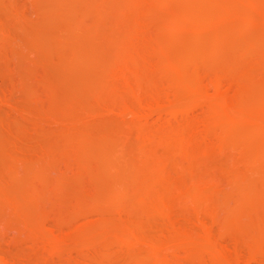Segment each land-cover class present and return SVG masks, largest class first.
<instances>
[{
  "label": "rangeland",
  "instance_id": "374dc122",
  "mask_svg": "<svg viewBox=\"0 0 264 264\" xmlns=\"http://www.w3.org/2000/svg\"><path fill=\"white\" fill-rule=\"evenodd\" d=\"M59 1L61 0H0V264H143L144 259L146 260L145 264H150L148 262L150 259L151 262L159 263L156 260L158 258L161 259L160 262L163 259L164 263L167 262L168 264H264V206H261L264 204V201L262 202L264 196L260 198L262 203L258 200V207L238 210L235 225L230 224L233 227L224 226L231 211L236 208L235 200L239 198L236 189L248 181L250 184L244 186L252 184L253 186L251 185L250 188L255 186V190L252 188L254 192L264 190V160H262L263 162H254L253 165L251 164L253 162L249 163L252 153L258 154L264 149V131H261L264 130V127L258 128V124L255 122H246L247 127L246 124L243 126L245 120L242 124L240 123L243 128L238 126L240 129H238V133L233 131L238 136L230 132L224 136L230 137L223 140L220 138L222 129H218L215 124L210 125V112L208 111H211L212 108L208 105L213 106L217 103V106L215 105L217 108L219 104L216 96L215 98L212 97L215 95V90L211 86H213L212 81L216 77L225 76V79L222 77L224 84L222 83L223 87L220 86V91L222 90L221 93L225 94L228 92L226 95L229 104H227L231 105L230 101L236 103V109L237 107L241 108L242 103L245 105L243 108L249 106L248 103L246 106L244 102H236L235 99L236 93H239V90L242 91V86L237 87L238 84H245L243 87L248 88L245 87L248 82L244 81V74L251 72V76L248 77L255 79V81L251 80L253 84L248 83L250 89L248 91L252 93L256 89L253 93L255 95L259 88L256 95H261L262 92L259 90H264L261 86L264 79L260 74L262 70L264 71L262 67L264 65V62L262 63L264 61V8L255 4L258 3L259 5L260 2L258 0L257 2L253 0H246L247 2L245 0H218L216 6L217 2L213 0L211 5L206 6L205 4V7H202L203 4L200 3L191 5L189 0H178L179 3L181 2L180 5L177 0H175L176 3L174 0H168L169 2H166L167 0H140L136 6H130L132 7L131 10L128 9L129 6L127 5L130 0H100L98 3V0H65L74 8L76 7L74 11L77 14L82 12V14L76 15V13H69L70 10L73 11V8L71 9L67 2L65 6V3L62 4ZM226 1L227 4L224 3ZM232 2H235L234 5L239 3V6L241 3L246 8V13H244L245 11L243 14L239 13L241 18L247 19L246 22L239 17V14L233 21L237 25V31L230 30L231 28L228 30L227 26L230 23L225 26L221 22L222 20H218L224 14L217 17L218 12H216L217 14L212 13L214 9L231 6L229 3ZM186 3L188 4L187 7L182 8L181 6H186ZM144 4L145 6H142ZM126 6H128L127 9ZM188 7L192 9V12L190 11L192 14L193 11L196 13L198 11L201 15L194 13L195 21L191 25L188 22L187 25L183 19L184 9ZM204 10L208 11V13L206 12L207 16ZM250 15H254V19L252 16V20L248 19ZM198 16L202 19L205 16L207 18L202 20ZM215 16L218 19L212 20V17ZM196 17L199 19L198 22ZM181 18L184 22L180 21ZM71 19H73L72 24L69 23L70 21H66ZM134 21L139 23L141 31L138 29L139 26L136 28L138 24L134 23L135 26H133ZM75 22L79 26L74 24ZM68 23L72 27L78 26H75L78 28L75 29L78 34L72 31L73 28L71 29ZM233 24L231 25L233 26ZM247 25L248 27H246ZM129 26L135 27V30L138 29L137 37L135 36V39L129 38L130 44L126 41L128 43L125 46L124 42L128 39ZM93 31L96 33L94 34ZM233 31L236 32L233 33ZM111 36H115L116 39L119 38V41L115 42V38ZM90 38L93 39L90 41ZM136 38L139 39V42ZM93 40L96 42L93 43ZM117 42L120 43L117 44ZM131 42L134 43L131 44ZM211 42L213 44L210 46ZM249 43L253 47H250ZM123 44L125 49L128 46L129 49L126 51L130 52L129 55L132 54L136 57L127 55L128 59L132 57L134 60L133 58H135V65L132 64V67L135 68L136 65L139 66L140 64L143 67L139 66V69L133 70H139L140 74L146 72V83L143 80L144 74L142 83L139 84L141 88L138 86L139 90L134 84L135 81L133 83V80H130L129 84L121 80L120 75L115 76V79L111 76L110 78V73L104 74V70H101V66L104 67L105 64H101L102 61L100 60L104 56L107 63H109L107 58H109L110 63L114 61L115 64L116 61L120 60L119 58L117 60V57L120 55ZM160 45L170 47H167L168 49L161 47L162 50L160 48L159 51H156L154 48L160 47ZM93 46L95 47L93 52L96 50L100 52H98L100 60L97 59V61L101 62H99L101 69L98 65L94 70L86 69L88 57L94 56ZM247 46L252 48V52L250 50V54L248 52L246 53L247 56L244 57L245 55H242L249 51V48L246 49ZM187 49L192 50L191 53H195L196 59L200 60L201 64L194 59L195 63L193 61V64L191 63L192 65L190 64L185 70L190 74L191 66L194 69L198 68L199 75L193 69L191 76L193 78L195 74L196 77L199 76L200 81L198 82L204 84L203 91L209 92L208 95L206 94L208 92H204L207 97L192 99L189 97L192 90L178 89L175 86L178 83L173 87L172 79L177 80L176 78L181 77L180 75L183 78L186 74L183 68H178V70L183 69L185 73L182 70L181 72L171 69V72L167 68L168 71L162 69L166 67L165 63L170 59L172 61V59L176 60L175 57H185L187 53L190 54L189 51H186ZM244 49L245 51L242 53L241 50ZM209 50H212L214 54L209 53ZM78 53L80 55L85 54L84 60L81 56V64L87 57L86 64L81 66L82 69L78 67L79 62V64L76 63L78 66H73L76 60L71 64V61H74L72 58H75ZM234 53L239 55H236L235 58L240 59V56L242 57L239 64H243V61L245 65L242 69L240 67L238 72L232 71L234 70L232 65L234 64L233 59H235L233 58ZM240 53L242 54L240 55ZM79 54L77 57H80ZM178 54L179 56H175ZM96 57L94 56L95 60ZM257 58L259 59L257 60ZM122 60L125 64L133 63L131 59L127 63V60ZM237 61L235 59V67H237ZM124 63L118 62V67L125 69ZM115 64V68L118 69L117 64ZM144 65H146L147 70ZM132 67L128 66L131 69ZM90 68L92 67L90 66ZM125 70L127 75L130 70ZM134 71L130 72L134 73ZM100 72H103L102 75ZM99 73L101 77L98 76ZM129 74L128 76H130ZM262 75H264L263 72ZM213 76L216 77L213 78ZM256 77L259 78V81H256ZM108 79L110 82L114 79L113 84L108 83ZM116 79L118 82H115ZM238 80L242 84L237 82ZM94 82L107 85L105 90L108 86H114L115 94L109 89H107L109 91L107 95L104 89H101L102 91L96 90L97 92L93 89L94 91L91 92ZM131 82L135 87L131 86ZM256 82L262 83L259 85ZM143 83L145 86H142ZM125 85L126 87H122L119 91L118 88ZM128 85L136 89L133 91H136L135 94L138 95V99L136 96L137 100L133 95L134 93L131 94L133 91ZM233 86L235 87L233 88ZM88 87L91 90L87 91ZM126 88L129 89L126 90ZM187 88L189 89V87ZM141 90L142 92H140ZM103 92L107 97L111 95V98L108 97L109 101L106 100ZM139 97L142 98V101ZM188 98L192 100L189 99V101ZM203 98L205 99L202 100ZM143 99H146L145 102ZM149 100L152 103H149ZM112 101L116 103L114 104ZM191 101H193L192 104ZM238 103L241 104L237 106ZM128 106L136 112H129L131 109H127ZM233 106L234 104L231 107L228 106L229 109H226V106L224 108L227 111L233 109L235 110L234 114L239 115L240 109L236 111ZM224 108L223 113H225ZM222 112L220 113L219 110L220 115ZM226 113L230 114L229 112ZM231 114L233 117L235 116L233 111ZM235 117L232 118L231 116L232 119ZM250 120L256 121V119L249 117ZM140 126L142 127L139 128ZM144 129L153 131L154 136L157 131L156 138L152 137L153 134L150 131L146 134ZM141 131L148 137H143L145 135ZM161 133L162 136H158ZM184 133L189 135V138L193 137L191 140L195 138L193 142L195 147L193 146L192 153L189 152L191 157L188 158V156V159L185 158L188 154V148L186 149L187 153L184 152L186 154L184 156L177 146L178 140L187 136ZM239 133L240 135L247 133V137L254 135L253 137L256 138L252 137L251 139L249 137L251 140L243 141L244 138L240 136L242 140ZM149 135L153 138V143ZM169 135L170 137H168ZM242 136L244 137V135ZM163 139L166 143L162 141ZM141 140L142 142H140ZM240 143L247 145L246 150ZM189 146L192 147L188 143L187 147ZM142 147L144 152L141 150ZM258 150L260 151L258 152ZM148 153L150 155L147 158L146 154ZM97 157L99 158L97 159ZM105 161L108 163L111 161L113 166L120 170V172L115 170L109 163L111 164L109 169L107 167L109 172L110 169L114 168L111 172L116 171L120 174L117 173L118 176H116V174L114 175L116 172H114L110 176H108L110 173L103 175L104 165H108V163L104 164ZM163 162L165 166L162 165ZM155 163L160 167L156 173L157 169L153 170L151 167L155 165L154 168H156ZM100 167L104 168L100 169ZM145 168L146 170H144ZM148 169L149 172H147ZM144 171L152 173L147 175ZM137 172L144 173L142 175H145V179L147 175V180L143 179L142 175L139 176L140 173L137 175ZM107 173L104 172V174ZM135 174L138 176L137 178ZM238 174L244 175V178L239 179L242 176L237 177ZM119 177L123 179L121 183ZM180 177L185 178L184 181L187 180L188 182L193 180L188 184H192L196 180L203 185L204 189H206L205 184H210V187L208 184L206 185L208 187L206 192L209 190L206 200L196 204L183 199L185 195L178 193L175 188L184 183L180 185L179 181L182 179ZM245 178L247 180H244ZM140 179L142 182L145 180L144 186H137L140 182L137 180ZM202 179L206 181L204 182ZM166 182L167 185L172 186L171 189L176 193H173L169 198H172V201L169 202L171 204L167 203L170 205L169 209L162 212L158 211V208L156 210L161 202L157 199V197L161 198L157 195V191L160 190L157 187L167 186ZM184 184L186 185V182ZM147 185L149 187L152 185V190H149L151 196L144 198L143 195L139 194L143 192L144 195H148L149 192H140L137 191V188L140 187L141 190L143 187L150 189ZM118 187L127 194L122 192L121 194L118 193L120 196H117ZM155 187L157 191H155ZM241 188L244 189L245 187L242 186ZM162 189L161 192H164ZM154 193H157L156 196ZM152 203L156 204V207L155 204L153 205L155 209L150 206ZM126 226L130 227L126 228ZM258 226L263 227V229ZM124 228L126 230L130 228L131 232H134L133 229L137 231L139 235L136 237L138 239L135 237L137 234L132 235V237L130 236L132 233H129V237L124 235L126 234ZM121 231L124 233L122 234ZM178 231L189 234L198 243L196 242L195 246L189 244L190 246L175 249L181 234L180 232L177 236L176 232ZM254 234L257 238L258 234L261 236L258 241L256 238L255 242L257 241V243L253 242ZM130 237L131 239H129ZM173 237L176 238V241H171V243L173 242L171 244L168 239L171 238L170 240H172ZM251 237L252 241L250 240ZM121 238L126 242L122 241ZM209 239H212L217 252L222 253L221 255H217L213 253L214 251L206 248L205 243ZM138 240L142 241L139 242ZM165 241L169 244L164 243ZM159 245H165V247H159ZM220 256L223 259L226 258V262L225 260L221 262L220 259L222 258H218ZM149 257H153V259H149ZM141 260L143 263L139 262Z\"/></svg>",
  "mask_w": 264,
  "mask_h": 264
},
{
  "label": "bare ground",
  "instance_id": "6f19581e",
  "mask_svg": "<svg viewBox=\"0 0 264 264\" xmlns=\"http://www.w3.org/2000/svg\"><path fill=\"white\" fill-rule=\"evenodd\" d=\"M99 1H100V0H98L97 3H98ZM114 1H115V0H114ZM117 1H118V0H117ZM124 1H125V0H124ZM128 1H129V0H128ZM141 1H142V0H141ZM145 1H146V0H145ZM151 1H152V0H151ZM151 1H150V2H151ZM153 1H155V0H153ZM177 1H178V0H177ZM181 1H182V0H181ZM189 1H190L191 5L194 4V3H195V5H198V4L200 3V4H203V5H201L202 7H205V6H204L205 4H206V6H207V5H208V6L211 5L213 0H189ZM189 1L187 2L188 4H189ZM215 1L217 2V4H216V6H217V5H218V0H215ZM215 1H214V2H215ZM229 1H231V0H229ZM253 1H256V2H257V0H253ZM59 2H61L62 4L65 3V4H64L65 6H66V2H67V4H68V1H65V0H61V1H59ZM110 2H112V1H110ZM131 2H132V3H131ZM138 2H140V0H130V1H129L130 5H129V3H127V5L129 6L128 9H131V10H132V7H130V6H133V5L136 6V5L138 4ZM166 2H169V1L167 0ZM171 2H172V1H171ZM214 2H213V3H214ZM216 2H215V3H216ZM245 2H247V1L245 0ZM258 2H260L259 5H258V3H255V4H257L258 7L260 6V7L264 8V0H258ZM61 3H60V4H61ZM78 3H79V2H78ZM107 3H109V2H107ZM123 3H124V2H123ZM141 3H142V2H141ZM143 3H144V1H143ZM143 3H142V4H143ZM174 3H176L175 0H174ZM178 3H179V1H178ZM180 3H181V2H180ZM180 3H179V5H180ZM182 3H183V2H182ZM187 3H186V6H181V7H182V8H183V7L186 8L187 5H188ZM196 3H197V4H196ZM207 3H208V4H207ZM215 3H214V4H215ZM224 3L227 4V1L224 2ZM234 3H235V2H234ZM234 3H233V2H232V3H229L231 6H227V7L223 8V9H219V8H218V9H214L213 12H212V10H210L212 13L215 12V14H217L216 12H218L220 15L217 14V17H221L222 14H224V15H223L221 18H219V19H218L216 16H215V17H212V18H213L212 20H214V19H215V20L218 19L219 21L222 20L221 22H223V24H224L225 26L228 25V24L230 23L229 26H227L228 30H229L230 28H231L230 30H236V26H237V25H236V23L233 22V21L237 18V15H238L239 13H240V14H241V13L243 14V12L245 11L246 8L243 7L244 5H243V4L241 5V3H240V6L238 5L239 3H238V4H235V5H234ZM131 4H132V5H131ZM146 4H147V3H146ZM148 4H149V3H148ZM153 4H155V2H153ZM184 4H185V3H184ZM249 4H250V3H249ZM249 4H247V5H249ZM68 5H70V8H71V9L73 8V11L75 10L76 7L74 8V6H72V4H68ZM68 5H67V7L69 8ZM111 5H112V4H111ZM222 5H223V4H222ZM61 6H62V5H61ZM109 6H110V5H109ZM109 6H108V7H109ZM128 6H126V9H127ZM142 6H145V4L142 5ZM216 6H215V7H216ZM224 6H225V5H224ZM250 6H251V5H250ZM115 7H116V6H115ZM152 7H153V6H152ZM70 8H69V9H70ZM144 8H146V7H144ZM144 8H142V9L144 10ZM147 8H148V7H147ZM192 8H193V7H192ZM206 8H207V7H206ZM206 8H204V9L206 10ZM248 8H249V7H248ZM82 9H83V8H82ZM108 9H109V8H108ZM133 9H134V11H135V8H133ZM151 9H152V8H151ZM251 9H252V8H251ZM77 10H78V9H77ZM136 10L138 11V9H136ZM191 10H192V9H189V7H188L187 9H184V12L182 11V12L184 13V14H183V15H184V18H183V19L185 20V23L187 24V22H188V24H190V25L193 24V22L195 21V16H193V14L196 13V12L193 11V14H192V13H191V12H192ZM196 10H197V9H196ZM205 10H204V11H205ZM207 10H208V8H207ZM215 10H216V11H215ZM73 11L70 10L69 13H70V12H71V14H72V13H76L75 11H74V12H73ZM134 11H133V12H134ZM144 11H145V10H144ZM190 11H191V12H190ZM119 12H120V11H119ZM138 12H140V11H138ZM138 12H137V13H138ZM206 12L208 13V11H205V13H206ZM80 13L82 14V12H79L78 14L76 13V15H79ZM198 13H199V15H200V12H198V11H197V13H196L195 15H198ZM207 13H206V16H207ZM244 13H246V11H245ZM85 14H86V13H85ZM140 14H141V13H140ZM144 14H146V13H144ZM210 14H211V13H210ZM215 14H214V15H215ZM225 14H226V15H225ZM228 14H229V16H228ZM230 14H231V16H230ZM240 14H239V17H240ZM118 15H119V14H118ZM128 15L130 16V14H128ZM183 15H182V16H183ZM218 15H219V16H218ZM200 16H201V15H200ZM200 16H198V17H199L200 19H202V17H200ZM206 16H205V17H206ZM226 16H227V18H226ZM251 16H252V18L254 19V15H250V18H248V19H251V20H252ZM58 17H59V16H58ZM73 17H74V14H73ZM75 17H77V16H75ZM120 17H121V14H120ZM120 17H119V18H120ZM198 17H196V21L199 20ZM205 17H203V19H204ZM229 17H230L231 19H230ZM206 18H207V17H206ZM223 18H224V19H223ZM240 18H241V17H240ZM120 19H121V18H120ZM203 19H202V20H203ZM229 19H230V20H229ZM241 19H243V18H241ZM76 20H77V19H76ZM121 20H122V19H121ZM186 20H187V21H186ZM207 20H208V19H207ZM226 20H228V21H226ZM243 20H244V19H243ZM243 20H242V21H243ZM245 20H247V19L245 18ZM245 20H244V21H245ZM251 20H248V21H251ZM66 21H67V22L70 21L69 23L72 24L71 21H73V19H71V20H66ZM118 21L120 22V20H118ZM139 21H140V20H139ZM139 21H138V22H139ZM180 21H182V18H181ZM190 21H191V22H190ZM204 21H205V20H204ZM244 21H243V23L245 24L246 21H245V22H244ZM253 21H254V20H253ZM182 22H184V21H182ZM197 22H198V21H197ZM210 22H211V21H210ZM69 23H68V26L71 27V29L73 28L72 31L75 32V29H78V28H75V26H77V25L79 26V24H77V23L75 22L74 24H77V25H74V27H72V26H70ZM134 23L138 24V25L136 26V28H137V27L139 26V23H137V22L134 21V22H133V26H135ZM140 23H141V22H140ZM185 23H184V25H185ZM217 23H218V22H217ZM233 23H234V24H233ZM247 23L250 24L251 22H247ZM120 24H121V23H120ZM178 24H179V23H178ZM188 24H187V25H188ZM231 24H233V26H232ZM131 25H132V24H131ZM181 25H182V24H181ZM234 25H235V26H234ZM238 25H239V24H238ZM78 26H77V27H78ZM133 26H129V27H130V28H129L130 30H132V29H134V30H132L131 33H129V32H130V30H129V32H128V34H129V35H128V39L125 40V42L123 41V42L125 43V46L127 45L128 42H129V44H130V41H128L129 38L133 39V38L136 36V34H137V33H136L137 30L140 29V26H139L138 29L135 30L136 28L133 27ZM143 26H144V25H143ZM95 27H96V25H95ZM127 27H128V26H127ZM132 27H133V28H132ZM246 27H248V25H247ZM227 28H226V29H227ZM233 28H235V29H233ZM71 29H70V30H71ZM79 29H80V27H79ZM142 29H144V28H142ZM222 29H223V28H222ZM95 30H96V29H95ZM219 30H221V29H219ZM78 31H79V30H78ZM113 31H114V30H113ZM127 31H128V30L126 29V32H127ZM140 31H141V29H140ZM236 31H237V30H236ZM236 31H233V33L236 32ZM93 32H94V31H93ZM134 32H135V34H134ZM225 32H226V31H225ZM231 32H232V31H231ZM75 33L78 34V32H75ZM95 33H96V32H94V34H95ZM118 33H119V32H118ZM220 33H221V32H220ZM220 33H219V34H220ZM229 33H230V32H229ZM90 34H91V31H90ZM94 34H93V35H94ZM97 34H98V33H97ZM107 34H108V33H107ZM116 34H117V33H116ZM125 34H127V33H125ZM130 34H131V35H130ZM219 34H217V35H219ZM93 35H92V36H93ZM108 35H109V34H108ZM114 35H115V34H114ZM197 35H199V34H197ZM78 36H79V35H78ZM98 36H99V35H98ZM104 36H106V35H104ZM123 36H124V35H123ZM129 36H130V37H129ZM219 36H220V35H219ZM89 37H90V36H89ZM89 37H88V38H89ZM107 37H108V36H107ZM111 37H112V38H115V36H114V37L111 36ZM136 37H137V36H136ZM139 37H141V36H139ZM142 37H143V35H142ZM222 37H223V36H222ZM222 37H220V38H222ZM79 38H80V37H79ZM120 38H122V37H120ZM144 38H145V37H144ZM200 38H201V37H200ZM220 38H219V40H221ZM68 39H69V38H68ZM92 39H93V38H90L89 40L91 41ZM118 39H119V38H117V39L115 38L114 41L116 42ZM125 39H126V36H125ZM134 39H135V38H134ZM136 39H138V38H136ZM145 39H146V38H145ZM147 39H148V38H147ZM223 39H224V38H223ZM226 39H227V38H226ZM81 40H82V39H81ZM96 40H97V39H96ZM109 40H110V39H109ZM120 40H121V39H120ZM141 40H143V39H141ZM141 40H140V42H142ZM94 41H95V40H93V43L96 42V41H95V42H94ZM118 41H119V40H118ZM121 41H122V40H121ZM126 41H128V42H126ZM79 42H80V41H79ZM136 42H137V40H136ZM138 42H139V39H138ZM149 42H150V41H149ZM113 43H114V42H113ZM119 43H120V42H119ZM119 43L117 42V44H119ZM133 43H134V42H133ZM133 43L131 42V44H133ZM114 44L116 45V43H114ZM137 44H138V43H137ZM172 44H173V43H172ZM212 44H213V43L211 42L210 46H211ZM92 45H93V44H92ZM121 45H122V44H121ZM134 45L136 46V44H134ZM134 45H133V46H134ZM158 45H159V44H158ZM208 45H209V44H208ZM249 45H250V47H253V46H251L250 43H249ZM130 46H131V45H129V47H130ZM171 46H172V45H171ZM214 46H215V42H214L213 47H214ZM90 47H92V46H90ZM131 47H132V46H131ZM161 47H162V48H165V49H168L167 47H170V46L164 45V47H163V46L160 45V47L156 46L154 49L157 51V50L160 49ZM208 47H209V46H208ZM213 47H212V48H213ZM250 47L247 46L246 49L249 48V49H248L249 51L245 52V54H243L242 56L245 55L244 57H246V56H247L246 53H248V52H249V54H250V50L252 49V48L250 49ZM132 48H133V47H132ZM156 48H157V49H156ZM162 48H161L160 50H162ZM193 48H194V46H193ZM215 48H216V47H214V50H215ZM113 49H114V48H113ZM121 49H123L124 51L121 50ZM121 49H120V53H119L120 55H118V53H117V55L119 56V57H117V60H119V59H120V60H119V61H116V60H115V61H116L117 63L119 62L120 64H122V63H124V61H123L122 59H124L125 61L127 60L126 63H127L130 59L132 60V57H133L134 55H133V56H132V54L129 55L130 52L126 51V50L129 49L128 46H127V49H125L124 44H123V48H121ZM165 49H164V50H165ZM94 50H95V47L93 46L92 52H93ZM195 50H196V49H195ZM195 50H194V52H195ZM253 50H254V49H253ZM255 50H256V49H255ZM122 51H123V52H122ZM125 51H126L128 54H127ZM158 51H159V50H158ZM186 51H189L190 54H188V53L186 52L187 54H186L185 57H179V58L175 57L176 60H175V59H172V61H171V59H170V60L168 61L169 63H168V62L165 63V64H166V67L163 66L164 68H162V69H166V68H167L169 71H171V69H172V71H175V69H176L177 71H181V70L183 71V69H184V71H186L185 68H187V67H188V66L194 61V59H196V57H195V53H191L192 50L190 51V49H189V50L187 49ZM209 51H210V50H209ZM244 51H245V49H244L243 51L241 50L242 53H243ZM263 51H264V50H263ZM95 52H96L98 55H97V54L95 55ZM95 52H93L94 54H93V53H92V54H93L95 57L97 56V57H96V60H95L94 56L91 55V57H88V58H89V59H88V64H86V62H87V61H86V60H87V57H86V59H85L86 62H85V61H84L85 63L82 62V64H84V65L86 64V65H87L86 69L89 68L90 70H94V68H95V69L97 68V65H98V67H99V65H101V64L104 65V64H105L104 67L101 66L102 69L99 67L101 70H104V74L110 73V75L108 74L109 77H110V76H111V77H114V79L117 77V75H120V76H121L120 79H121V80H124L125 82H128L129 84H130V80H131V81L133 80V83H134V81H135L134 84H135V86L137 85V89H138L139 84L142 83V76H143L146 72L142 70V71L145 72V73L142 74V72H141V74H140V73H139V72H140L139 70H138V71L135 70V71H137V72H135V71L133 70V69H136V68L139 69V66H141V64H140V65L138 64L139 66L136 65L135 68L132 67V64L135 63V62H134V60H135V58H136L135 56H134L135 58H133L134 60H132L133 63H130L131 61L129 62L130 65H129L128 63H127V64L124 63V65H125V69H127V71H129V70H130V71H134V73L129 71V73H133V74H134V77H132L133 74L130 75V74L128 73V74L132 77V78H131L130 76H128V74L126 75L127 72H126V70H125L124 68L121 67V69H122V70H121V69L118 67V64L116 63V64H117V67H118V69H119V70H118V69L115 68V66H114V64H115L114 61H113L114 63H113V62L110 63V61L108 60L109 58H107V61L110 63V65H109V63L105 62V60H106V59H104L105 56L103 57L104 61H103V59L100 60V58H99V57H100V56H99V53H100L99 50H98V51L96 50ZM98 52H99V53H98ZM121 52H122V53H121ZM131 52H132V50H131ZM137 52H138V51H137ZM183 52H184V51H183ZM192 52H193V51H192ZM251 52H252V50H251ZM79 53H80V52H79ZM79 53H78V54H79ZM81 53H82V52H81ZM106 53H107V52H106ZM114 53H115V51H114ZM114 53H113V54H114ZM132 53H133V52H132ZM196 53H197V52H196ZM209 53H212V50H211ZM242 53H240V55H241ZM78 54H77V55H78ZM181 54H183V53H181ZM184 54H185V53H184ZM212 54H214V53H212ZM249 54H248V55H249ZM257 54H258V53H257ZM77 55H76L75 58H72V59H74V61H71V64H73L72 62H75V60H76V62L73 64V66H74V65H77L76 63H78V62L80 63V62L82 61V60H80V59H81V56H82L83 60H84V58H85V57H84L85 54H84V55H83V54H81V55L79 54L80 57H77ZM88 55H90V54H88ZM88 55H87V56H88ZM107 55H108V54H107ZM107 55H106V57H107ZM127 55L132 56V57H131L130 59H128L129 57H128ZM198 55H199V54H198ZM236 55H238V54H235V53H234L233 58L237 57ZM102 56H103V55H102ZM108 56H109V55H108ZM175 56H179V54H178V55H175ZM238 56H239V55H238ZM259 56H260V55H259ZM73 57H74V56H73ZM112 57H115V56H112ZM112 57H110L111 60H112ZM198 57H199V56H198ZM76 58H77V59H76ZM92 58H94V59L92 60ZM101 58H102V57H101ZM118 58H119V59H118ZM200 58H201V57H200ZM78 59H79L80 61H79ZM90 59H91V60H90ZM97 59H99L100 61H102V63H101L99 60L97 61ZM235 59H236V61L238 60V61H237V67H235V66H236ZM235 59H233L235 65L232 64V65L234 66V68H233L234 70H232L231 68H230V69H231L232 71H234V72H235V71L238 72V71H240V67H241V69H242V67H244L245 65H244V62H243V61H242L243 64H241V63H240L241 65L239 64V62H240L239 60L242 59L241 56H240V59H239V58H238V59L235 58ZM258 59H259V58H257V60H258ZM136 60H137V59H136ZM95 61H96V62H95ZM120 61H121V62H120ZM122 61H123V62H122ZM196 61H198V63L201 64L200 60H197V59H196ZM97 62H98V64H97ZM99 62H100L101 64H99ZM255 62L257 63V61H255ZM263 62H264V61H262V63H263ZM79 63H78V64H79ZM137 63H139V62L137 61ZM194 63H195V61H194ZM260 63H261V62H260ZM80 64H81V63H80ZM80 64H79V66L77 65L79 68L82 66V64H81V65H80ZM116 64H115V65H116ZM192 64H193V63H192ZM192 64H191V65H192ZM200 64H199V65H200ZM95 65H96V66H95ZM126 65L132 67V69H131V68H128V66H126ZM134 65H135V64H134ZM142 65H143V64H142ZM163 65H164V64H163ZM242 65H243V66H242ZM77 66H76V68H77ZM90 66H91L93 69L90 68ZM94 66H95V67H94ZM105 66H106V67H105ZM122 66H123V65H122ZM144 66H145V68H146V70H147L146 65H144ZM261 66H262V65H261ZM83 67H84V66H83ZM107 67H108V68H107ZM141 67H142V66H141ZM196 67H197V63H196ZM231 67H232V66H231ZM255 67H256V66H255ZM257 67H259V66H257ZM262 67H263V69H264V65H263ZM103 68H104V69H103ZM106 68H107V70H106ZM142 68H143V67H142ZM142 68H141V69H142ZM178 68H183V69H179V70H178ZM191 68H192L191 70L189 69V70H190V74H188V73H187L188 71H186V74H187V75L185 74L186 76L184 75L183 78H182V75H180L181 77L176 78L178 81L175 80V79H174V80L172 79V81L174 82V84H172L173 87L177 86L176 88H178V89L181 88V90H182L183 88H184V89H187V90H192L191 92L188 91V92L191 93V94L189 93V95H190L189 97H192V99H194V98L196 99V98H198V97L206 96L205 93L208 92V91H203V88H202V87H203L204 84H202V82H201V83L198 82V81H200V79L198 78L199 76L196 77V74H195V73H198V71H197L198 68H197V69H194L193 66H191ZM81 69H82V67H81ZM83 69H84V68H83ZM167 69H166L165 71H168ZM193 69L196 71V72L194 71V72H195V73H194L195 75H193V76H195L194 78L191 76L192 73H193V72H192ZM235 69H236V70H235ZM256 69H257V68H256ZM256 69H255V70H256ZM260 69H261V68H260ZM243 70H244V69H243ZM172 71H171V72H172ZM182 71H181V72H182ZM184 71H183V72H184ZM241 71H242V70H241ZM246 71H247V70H246ZM147 72H148V71H147ZM191 72H192V73H191ZM244 72H245V70H244ZM247 72H248V71H247ZM262 72L264 73V71L262 70L260 74H261V76H263V79H264V75H262ZM100 73H101V72H100ZM100 73H99V75H98V74H97V75L100 76ZM102 73H103V72H102ZM102 73H101V75H102ZM135 73H136V74H135ZM184 73H185V72H184ZM184 73H183V74H184ZM222 73H223V72H222ZM250 74H251V72H250ZM250 74H249V72H248V74H247V73L244 74L245 77L243 76V78L245 79L244 81H247L248 83L253 84V82L251 83V80H252V81H253V80L255 81V79H254V78L251 79V77H248ZM253 74H254V73H253ZM97 75H96V76H97ZM147 75H148V74H147ZM197 75H199V73H198ZM219 75H220V73H219ZM222 75H223V74H222ZM241 75H242V74H241ZM246 75H247V77H246ZM254 75H255V74H254ZM104 76H105V75H104ZM115 76H116V77H115ZM120 76H119V77H120ZM144 76H145V77H144ZM144 76H143V77H144L143 80H144V82H145L146 74H145ZM250 76H251V75H250ZM259 76H260V75H259ZM261 76H260V77H261ZM100 77H101V76H100ZM106 77H107V75H106ZM111 77H110V78H111ZM129 77H130V78H129ZM200 77H201V76H200ZM202 77H203V76H202ZM208 77H209V76H208ZM211 77H212V76H211ZM214 77H216V76H213V78H214ZM222 77H223V76H221V77L219 76V77L214 78L213 81L211 80V81H212V85H213V86H211V87H213V89L215 90V95H212V97L214 96V98H215V96H216L217 100L219 101L218 107H217V108L215 107V105L217 106V103H216L215 105L213 104V106H210L211 104L208 105L210 108L212 107V108H211V111L208 110V111L210 112V114H209V119H210V122H211L210 125H211V124H215V125H217V128H218V129H222V131H221V135H222L223 137L221 136L220 138H223V140L227 139V138L230 137V136H228V137H224L225 135H227V134L230 133V132L232 133L234 130H235V131H234L235 133H238L239 130H240L239 127H240V128H243V126H245V124H246V127H247V125H248L247 123H250V122H252V123L255 122L256 124H258V128H259V127H260V128L264 127V90H263V91H260V90H261V89H260L259 92H262V94L260 93L261 95H256V94H257V91H258L259 88H258L257 86H255V87H257L258 89H257V91H256V94L254 95V94H253V93H254V90H256V89H254L255 87L253 88L254 90H253L252 93H251L250 91H248V90H250V89H249V86H248V83H247L246 86H245V87H248V88H244V87H243L245 84H243V85L238 84L239 86H237V87L242 86V91L239 90L240 92H239V93H236V94H237V95H235V96H236V97H235L236 102L239 101V102H241V103L244 102L245 104L248 103L249 106H248V104H246V106H248L249 108H248V107H247V108H243V107H245V105H244L243 103H242L243 105H242L241 103H238L237 106H239L240 104H241V106H242L241 108H240V107L238 108V107L236 106L237 109H240V110H239L240 112H239V111L235 108V104H236V103H231V101H230V104H231V105L234 104L233 107L236 109V111H238L239 115H244V116H242V117H241V116L239 117L238 114H236V115L234 114V111H235V110L232 109L233 114L236 116V117L234 116L235 119H232V118H234L233 115L231 114L232 111L230 110V111H231V112H230V111H227V110H226V109L228 108V106L231 107V105H228V104H229V103H228L229 101H227V100H228V98H227L228 96H227L226 94H227L228 92L225 94V93H223V92L221 93L222 90L220 91V86L223 87L222 83L224 82V79H225V78H224L225 76L223 77L224 79H223ZM252 77H254V76L252 75ZM96 78H97V77H96ZM104 78H105V77H104ZM173 78H174V77H173ZM179 78H180V79H179ZM246 78H247V79H246ZM248 78H249V79H248ZM94 79H95V78H94ZM100 79H101V78H100ZM106 79H107V78H106ZM114 79H113V81H114ZM207 79H209V78H207ZM236 79H237V78H236ZM238 79H239V78H238ZM256 79H257L256 81H259V78L256 77ZM260 79H261V78H260ZM98 80H99V79H98ZM111 80H112V79H111ZM116 80H117V79H116ZM202 80H204V79H202ZM249 80H250V81H249ZM261 80H262V79H261ZM92 81H93V80H92ZM96 81H97V80H96ZM108 81H109L108 83H112V82H113V81L110 82V79H108ZM124 81H123V83H125ZM146 81H147V79H146ZM175 81H176V82H175ZM179 81H180V83H179ZM102 82H103V81H102ZM106 82H107V81H106ZM115 82H118V80L115 81ZM152 82H153V81H152ZM204 82H205V81H204ZM204 82H203V83H204ZM232 82H234V81H232ZM237 82H239V83L242 84V82H241L240 80H238ZM121 83H122V82H121ZM136 83H137V84H136ZM145 83H146V82H145ZM176 83H178V84L175 85ZM230 83H231V82H230ZM230 83H227V84L229 85ZM256 83H258L259 85H261L262 82H256ZM112 84H113V83H112ZM118 84L120 85V83H118ZM125 84L127 85V83H125ZM134 84H132V82H131V86H133ZM223 84H224V83H223ZM227 84H226V85H227ZM235 84H236V83H235ZM262 84H263V85H261V86H262V88L264 89V81H263ZM116 85H117V84H116ZM116 85H115V86H116ZM126 85H125V86H121V87H119V88H118L119 91H120V89H121L122 87H126ZM140 85H141V84H140ZM146 85H147V84H146ZM174 85H175V86H174ZM178 85H180V86H182V87H179ZM254 85H256V84H254ZM105 86H107V85H105ZM105 86H104V83L102 84V83L94 82V83L92 84V87H91L92 90L90 89V87H88L87 91H88V90H91V92H92V91H94L93 89H95V92H97L98 90H101V89H102V90H103V89L105 90V88H106ZM135 86H133V87H135ZM142 86H145L144 83L142 84ZM184 86H185L186 88H185ZM230 86H232V85H230ZM86 87H87V86H86ZM128 87H129V85H128ZM133 87H129V88H131L132 91H133V90H136V89H134ZM139 87L141 88V86H139ZM187 87H189V89H188ZM190 87H191L192 89H191ZM227 87H229V86H227ZM234 87H235V86H233V88H234ZM237 87H236V89H237ZM129 88H126V90L129 89ZM143 88H144V87H143ZM143 88H142V90H143ZM243 88H244L245 90H244ZM251 88H252V87H251ZM107 89H109V91H111V92L113 91V93H114V91L116 90L114 86H112V87H111V86H108ZM107 89L105 90L106 95H107V92H109V91H107ZM118 89H117V90H118ZM184 89H183V90H184ZM211 89H212V88H211ZM96 90H97V91H96ZM102 90H101V91H102ZM138 90H139V89H138ZM138 90H137V92H138ZM142 90H141L140 92H142ZM204 90H206V89H204ZM230 90H231V88H230ZM119 91H118V92H119ZM129 91H131V90H129ZM176 91H177V90H176ZM178 91H179V90H178ZM178 91H177V92H178ZM135 92H136V91H135ZM135 92L133 91L131 94L134 93L133 95H134L135 99H136V96H137V99H138V95L135 94ZM204 92H205V93H204ZM224 92H226V91H224ZM236 92H238V91H236ZM246 92H247V93H246ZM248 92H249V93H248ZM98 93H99V92H98ZM250 93L253 94V95H251ZM96 94H97V93H96ZM100 94H101V93H100ZM102 94L105 96V98H107L106 100H108V97L111 98V97H110L111 95H108V97H107V96L104 94V92H103ZM108 94H109V93H108ZM114 94H115V93H114ZM192 94H193V96H192ZM206 94L208 95L209 92L206 93ZM98 95H99V94H98ZM116 95H117V94H116ZM140 95H141V94H140ZM154 95H155V94H154ZM144 96H146V95H144ZM156 96H158V95H156ZM210 96H211V94H210ZM229 96H230V95H229ZM254 96H255V97H254ZM256 96H258V97H256ZM97 97H98V96H97ZM115 97H116V96H115ZM206 97H207V96H206ZM98 98H99V97H98ZM98 98H97V99H98ZM139 98H140V97H139ZM146 98H147V97H146ZM151 98H152V97H151ZM230 98H231V97H230ZM99 99H100V98H99ZM112 99H113V98H112ZM137 99H136V100H137ZM141 99H142V98H140V100H141ZM147 99H148V98H147ZM155 99H156V97L154 98V100H155ZM189 99H190V98H188V100H189ZM192 99H190V100H192ZM204 99H205V98H203L202 100H204ZM231 99H232V98H231ZM106 100H105V102H106ZM110 100H111V99H110ZM114 100H115V98H114ZM140 100H139V101H140ZM144 100H146V99H143V102H145ZM190 100H189V101H190ZM217 100H216V101H217ZM108 101H109V100H108ZM108 101H107V103H108ZM117 101H118V100H117ZM139 101H138V102H139ZM141 101H142V100H141ZM149 101H150V100H149ZM189 101H188V102H189ZM218 101H217V102H218ZM112 102H113V101H112ZM146 102H147V101H146ZM192 102H193V101H191V104H192ZM195 102H196V101H195ZM232 102H233V101H232ZM110 103H111V102H110ZM113 103L115 104L116 102L114 101ZM113 103H112V104H113ZM122 103H123V102H122ZM139 103H141V102H139ZM149 103H152V102L150 101ZM214 103H215V102H214ZM227 103H228V104H227ZM117 104H118V103H117ZM153 104H154V102H153ZM153 104H152V105H153ZM148 105H150V104H148ZM148 105H147V106H148ZM154 105H155V104H154ZM121 106H122V105H121ZM150 106H151V105H150ZM156 106H157V105H156ZM203 106H204V104H203ZM208 106H207V107H208ZM225 106H226V107H225ZM122 107H123V106H122ZM122 107H121V108H122ZM124 107H127V105H124ZM145 107H146V106H145ZM148 107H149V106H148ZM224 107H225L226 109H225ZM129 108L131 109V110H129V112L131 111V113H133L134 110L132 111V107H129V106H128L127 109H129ZM152 108H154V107H152ZM223 108L225 109V113L222 112ZM133 109H134V108H133ZM179 109H181V108H179ZM228 109H229V108H228ZM151 110H152V109H151ZM219 110H220V113L222 112V115L219 114ZM223 111H224V110H223ZM135 112H136V111H134V113H135ZM226 112H229L231 115H230V114L228 115ZM136 114H138V113H136ZM225 114H226L228 117H227ZM237 115H238V117H237ZM210 116H211V117H210ZM212 116H213V119H212ZM231 116H232V118H231ZM135 117H136V116H135ZM229 117H230V118H229ZM244 117H245V118H244ZM249 117H250V119H252V118L256 119L257 122L254 121V120H252V121L250 120V121H249ZM236 118H237V120H238L237 122H239V123L236 122ZM243 118H244V119H243ZM246 118H248V119H246ZM242 119H243V121L240 122ZM245 120H246V121H245ZM244 121H245V122H244ZM233 122H234V123H233ZM243 122H244V124H243V126H241V124H242ZM246 122H247V123H246ZM229 123H230V124H229ZM231 123H232V124H231ZM240 123H241V124H240ZM234 124H235V126H233ZM239 124H240V125H239ZM215 125H212V126H215ZM229 125H230V126L232 125V126L230 127ZM218 126H219V127H218ZM238 126H239V127H238ZM261 126H262V127H261ZM141 127H142V126H140L139 128H141ZM236 127H238V128H236ZM231 128H232V129H231ZM233 128H234V129H233ZM146 129H147V128H146ZM146 129H144V130H146ZM190 129H192V128H190ZM236 129H237V130H236ZM238 129H239V130H238ZM144 130H143V131H144ZM147 130H148V129H147ZM147 130L144 131V132H145V133H146V132L148 133V132L150 131V130H149V131H147ZM162 130H164V129H162ZM167 130H168V129H167ZM170 130H171V129H170ZM183 130H184V129H183ZM186 130H187V129H186ZM188 130H189V127H188ZM143 131H141V132L144 133ZM158 131H159V130H158ZM236 131H237V132H236ZM261 131H264V130H261ZM261 131H260V132H261ZM150 132H152V134H153L152 137H155V138H156V133H158V132L156 131L155 136H154L153 131H150ZM167 132H168V131H167ZM169 132H170V131H169ZM178 132H179V131H178ZM185 132H186V131H185ZM187 132H188V131H187ZM234 132H233V133H234ZM240 132H241V131H240ZM251 132H252V131H251ZM260 132H259V133H260ZM142 133H141V134H142ZM145 133L143 134V135H145V136H143V135H142V136H143V137H148V135H146L147 133H146V134H145ZM182 133H183V131H182ZM222 133H223V134H222ZM233 133H232V134H233ZM235 133H234V135H237V136H238V134H235ZM248 133H249V132H248ZM184 134H186V133H184ZM171 135H172V133H171ZM174 135H175V134H174ZM178 135H179V134H178ZM186 135H187V134H186ZM242 135H244V137H243ZM242 135H240V133H239V137L241 136L242 138H244V140H243V139L240 137L243 141H247V139H250V138L252 139V137L254 136V135H253V136L251 137V135H249V137H250V138H249V137H247V133H246V134H242ZM255 135H257V134H255ZM140 136H141V135H140ZM158 136H162V133L159 134ZM163 136H164V135H163ZM179 136H180V135H179ZM179 136H178V138L180 139ZM181 136H182V134H181ZM188 136H189V135L184 136V139L181 138L180 140H178V145H177V146H178V150H180V151L183 153L184 156L186 155V154H185V153H187L186 149L188 148V154H189V155H188V154L186 155V157H185L186 159H188V158L191 157L190 155H191V153H192V152H191V151H192V148L194 149V147H195V144L193 143L195 138H194L193 140H191V138H193V137L189 138L190 136H189V137H188ZM149 137H150V139L152 138L150 135H149ZM164 137H165V136H164ZM168 137H170V135H169ZM172 137H173V135H172ZM174 137H175V136H174ZM231 137H233V136L231 135ZM155 138H154V139H155ZM187 138H188V139H187ZM235 138H236V136H235ZM245 138H246V140H245ZM253 138H256V137H253ZM157 139L159 140V138H157ZM185 139H186V140H185ZM189 139H190V140H189ZM251 139H250V140H251ZM155 140H156V139H155ZM160 140H161V138H160ZM188 140H189L190 142H189ZM223 140H222V141H223ZM236 140H237V139H236ZM238 140H240V139L238 138ZM242 140H241V141H242ZM250 140H248V142H250ZM143 141H144V140H143ZM153 141H154V140H153V138H152V141H151V142L153 143ZM162 141H164V143H166V141H165L164 139H163ZM162 141H161V142H162ZM186 141H188V142H186ZM191 141H192V142H191ZM241 141H240V142H241ZM243 141H242V142H243ZM252 141H253V140H252ZM140 142H142V140H141ZM155 142H156V141H155ZM155 142H154V144H155ZM157 142H158V141H157ZM157 142H156V143H157ZM195 142H196V141H195ZM237 142H238V141H237ZM237 142H236V143H237ZM242 142H241V143H242ZM147 143H148V142H147ZM147 143H143V144L146 145ZM152 143H151V144H152ZM158 143H159V142H158ZM185 143H186V146H185ZM188 143H189L192 147H190V146L187 147V144H188ZM192 143H193L194 145H193ZM236 143H235V144H236ZM241 143H240V145H242ZM237 144H238V143H237ZM245 144H246V143H245ZM139 145H140V144H139ZM147 145H148V144H147ZM250 145H251V144H250ZM142 146H143V145H142ZM149 146H150V143H149ZM193 146H194V147H193ZM242 146H243V148H245L247 145L245 146V145L243 144ZM139 147H140V146H139ZM144 148H145V147H144ZM148 148H149V147H148ZM148 148H147V149H148ZM190 148H191V149H190ZM247 148H248V147H247ZM256 148H257V147H256ZM251 149H252V148H251ZM257 149H259V148H257ZM260 149H261V148H260ZM141 150H142V151L144 150L143 147H142ZM145 150H146V149H145ZM148 150H149V149H148ZM148 150H147V151H148ZM245 150H246V148H245ZM252 150H253V149H252ZM151 151H152V150H151ZM180 151H179V152H180ZM248 151H249V149H248L246 152L248 153ZM256 151H257V150H256ZM259 151H260V150H258V152H259ZM143 152H144V151H143ZM184 152H185V153H184ZM189 152H191V153H189ZM246 152H245V153H246ZM250 152H251V151H250ZM253 152H254V151H253ZM258 152H257V153H258ZM98 153H99V152H98ZM145 153H147V152L145 151ZM247 153H246V154H247ZM251 153H252V152H251ZM246 154H245V155H246ZM252 154H253V155H252ZM252 154H251L252 156L249 158V161H250L249 163L253 162V163H251L252 165L254 164V162H255V163H256V162L258 163L259 161L264 160V149H262L261 152L258 153V154H255V152L252 153ZM95 155H96V154H95ZM144 155H145V154H144ZM148 155H150V154H149V153L146 154L147 158H148ZM93 156H94V153H93ZM151 156H152V153H151ZM188 156H189V157H188ZM91 157H92V155H91ZM94 157H95V156H94ZM152 157H153V156H152ZM187 157H188V158H187ZM98 158H99V157H97V159H98ZM246 158H247V157H246ZM193 159H194V158H193ZM196 159H197V158H196ZM196 159H195V160H196ZM99 160H100V159H99ZM247 160H248V159H247ZM147 161H148V159H147ZM156 161H157V160H156ZM156 161H155V162H156ZM191 161H194V160H191ZM161 162H162V161H161ZM161 162H160V163H161ZM194 162L196 163L197 161H194ZM246 162H247V161H246ZM262 162H263V161H262ZM105 163L107 164L108 162L105 161L104 164H105ZM109 163H111V161H110ZM109 163H108L107 166L104 165V167H105L106 169H107V167H108V169H109V165H110V167H111V164H112V167L115 168V166H113V163H111V164H109ZM192 163H193V162H192ZM149 164H150V163H149ZM155 164H156V163H155ZM164 164H165V163L163 162L162 165H164ZM190 164H191V163H190ZM262 164H263V163H262ZM152 165H153V164H152ZM194 165H195V164H194ZM194 165H193V167H194ZM196 165H197V164H196ZM196 165H195V166H196ZM147 166H148V165H147ZM147 166H146V168H148ZM150 166H151V165H150ZM150 166H149V167H150ZM156 166H157V164H156ZM164 166H165V165H164ZM104 167H100V169H101V168H104ZM142 167H143V166H142ZM151 167H153V170H156V169H157V171H155V173L158 172V171L160 170V169H159L160 167H158V166H157L156 168H154L155 165H154V166H151ZM105 168H104V170H105L104 172H106V173L108 172V173H107V174H104V172H103V175H108V174L110 173V174L108 175V176H110V175H112L111 173L116 172V171L111 172V170H112V169L114 170V168L110 169V172L108 171V169L106 170ZM138 168H139V167H138ZM146 168H145L144 170H146ZM194 168H195V167H194ZM116 169H117V168H115V170H116ZM139 169H140V168H139ZM150 169L152 170V168H150ZM192 169H193V168H192ZM118 170H119V168L117 169V171H118ZM133 170H134V169H133ZM136 170H137V169H136ZM142 171H143V169H142ZM161 171H162V170H161ZM165 171H166V170H165ZM119 172H120V170H119ZM119 172L114 173V175L116 174V176H118L117 173L120 174ZM129 172H130V171H129ZM133 172H134V171H133ZM133 172H132V173H133ZM144 172H146V171H144ZM147 172H149V169H148ZM147 172H146L147 175H148V174L151 175V173H152L151 171H150L151 173H147ZM101 173H102V172H101ZM138 173H140V172H137V175H138ZM155 173L153 172V174H155ZM130 174H131V172H130ZM142 174H144V173H142ZM142 174L140 173L139 176H141ZM157 174H158V173H157ZM159 174H160V173H159ZM93 175H94V174H93ZM100 175H101V174H100ZM132 175H134V174H132ZM135 175H136V174H135ZM137 175H136V178L138 177ZM147 175H146V179L144 178L145 175H144V176L142 175V176H143V179L147 180V178H148ZM239 175L242 176V174H238L237 177H239ZM119 176H120V175H119ZM125 176H126V175H125ZM243 176H244V175H243ZM243 176H242V178H239V179H243V178H244ZM92 177H93V176H92ZM96 177H97V176H96ZM129 177H130V176H129ZM131 177H133V176H131ZM114 178H115V177H114ZM119 178H120V179H119ZM119 178H118V179H119V181H120V183H121V182L123 181V179H122L121 177H119ZM140 178H142V177H140ZM181 178H182V177H180V179H181ZM178 179H179V178H178ZM180 179H179V180H180ZM184 179H185V178H184ZM184 179L182 178V179L179 181V183H180V185H181L183 182H184V183L186 182V185L183 183L181 186L178 187V185H177V186L175 187L178 193H180V194L183 193V195H185L184 197L182 196L183 199H187V201H189L190 203L192 202V203H196V204H197V202H200V201L202 202V200L204 201V199L206 200V196H208V194H209V192H208L209 190L207 191V192H208V194H207L206 189H208V187H210V184H208V183L206 182L209 186L207 187V186H206L207 184H205V188H206V189H204L203 185H202L201 183H199V182H196V180H195L194 177H193V179H194L195 181H194L192 184H188L189 182L191 183V182L193 181L192 179H191V181H189V182H188L187 180L184 181ZM134 180H135V179H134ZM145 180H143L144 182H142L141 179H140V180H137V182L140 181V182H139V185H137V186H141V185L144 186ZM172 180H173V179H172ZM202 180H204V179H202ZM244 180H247V179L245 178ZM244 180H243V181H244ZM124 181H125V180H124ZM205 181H206V180H204V182H205ZM207 181H208V180H207ZM141 182H142V184H140ZM167 182H168V181H167ZM167 182H166V185H167ZM176 182H177V180H176ZM238 182H239V181H238ZM124 183H125V182H124ZM124 183H123V184H124ZM148 183H149V182H148ZM146 184H147V182H146ZM146 184H145V186H146ZM149 184H150V183H149ZM175 184H176V183H175ZM177 184H178V182H177ZM247 184H250V182L246 181L245 184L241 185L238 189H236V191L238 190L237 192L239 193V198H238V199L236 198V200H238V201L235 200L236 208H233L234 210L231 211L227 223L225 222V225H224L225 227H226V226L229 227L230 224L233 225V226L235 225V221L237 220V211H238V210L247 209V208H249V207H250V208L258 207V205H259V204H258V200H259V202H260V198H263V196H264V190H262V188H261L262 191L254 192L252 188H254L255 186L252 187V188H250L252 184L249 185V186H244V185H247ZM120 186H121V185H120ZM120 186H119V187H120ZM123 186H124V185H123ZM123 186H122V188H123ZM147 186L149 187V185H147ZM164 186H165V185H164ZM164 186H163V187L158 186L157 188L160 189V190H158V191H157V188H156V187L154 188V189H156L155 191L158 192V194H157V193H156V194H157L159 197L161 196V198H158V197H157V199H159L161 202L159 203L158 200H157V202L159 203L157 207H156V204H155V203H154L155 205H154L153 203H152V205H150V206H152V207H153V205H154V206L156 207V210L159 209L158 211H162V212L167 211V210L169 209V206H170V205H168V204H171V203H169V202L172 201V200H171L172 198H171V199H169V198H170V196H172L173 193H176V192H173V190L171 189L172 186H171V187H170V185H167V186H165V187H164ZM242 186L245 187V188L242 189V188H241ZM252 186H253V185H252ZM119 187H118V188H119ZM135 187H136V186H135ZM153 187H154V185H153ZM169 187H170V188H169ZM247 187H249V188H247ZM122 188H119V191H120V192L117 190V191H118V192H116V193H117V196H120V194L123 192V191H121ZM136 188H137V187H136ZM139 188H140V187H138V188H137L138 190H137V189H136V190H137V191H140V192H141V191H144L145 193H148V192L150 193V195H149V193H148V195H147V194L144 195L143 192H142V193L139 192L140 194L137 192L139 195H143L144 198H145V196H149V197L151 196V192H150L149 190H152V189H151V188H152V185L149 187L150 189H148V188H146V187H145V188L143 187V188H144V189H143V188L141 187V188H142V190H141V189H139ZM162 188L165 189V190H163ZM166 188H167V189H166ZM246 188H247V190H246ZM256 188H257V187H256ZM120 189H121V190H120ZM132 189H133V188H132ZM145 189H146V190H145ZM161 189H162V191H164V192H161ZM240 189H241V190H240ZM263 189H264V188H263ZM123 190H124V189H123ZM134 190H135V189H134ZM170 190H171V191H170ZM254 190H255V188H254ZM259 190H260V189H259ZM115 191H116V190H115ZM124 191H125V190H124ZM171 192H172V193H171ZM205 192H206V194H205ZM237 192H236V193H237ZM116 193H115V194H116ZM118 193H120V194H118ZM123 193H124V192H123ZM115 194H114V195H115ZM124 194H127V193H124ZM154 194H155V193H154ZM156 194H155L154 196H156ZM122 196H123V195H122ZM173 196H174V195H173ZM178 196H179V195H178ZM178 196H177V197H178ZM114 197H115V196H114ZM167 197H168V198H167ZM177 197H176V198H177ZM182 197H181V199H182ZM185 197H186V198H185ZM237 197H238V195H237ZM115 198H116V197H115ZM146 198H147V197H146ZM165 198H166V199H165ZM173 198H174V197H173ZM179 199H180V198H179ZM173 201H174V200H173ZM263 201H264V200H262V202H263ZM189 202H187V203H189ZM262 202H260V203H262ZM167 203H168V204H167ZM261 206H264V204H261ZM153 208H154V207H153ZM157 208H158V209H157ZM151 209H152V208H151ZM154 209H155V208H154ZM166 209H167V210H166ZM258 218H259V217H258ZM258 218H257V219H258ZM263 218H264V217H263ZM257 221H258V220H257ZM254 222H256V221H254ZM263 222H264V221H263ZM255 224L258 225L257 223H255ZM260 224H261V223H260ZM263 224H264V223H263ZM263 224H262V225H263ZM124 225H126V224H124ZM231 225H230V227H233V226H231ZM254 226H255V225H254ZM124 227H125V226H124ZM128 227H130V226H128ZM128 227L126 226V228H128ZM230 227H229V228H230ZM258 227H259V226H258ZM260 227H261V226H260ZM260 227H259V228H260ZM119 228H121V227H119ZM256 228H257V227H256ZM261 228L263 229V227H261ZM226 229H228V228H226ZM119 230H120V229H119ZM121 230H122V228H121ZM123 230H124V232L126 231V232H125L126 234H124V235H126V236L128 235V237H129V235H130L131 233H132V234L130 235L131 237H132V235H135V234H137V235H135V237L139 235V234L137 233V231H135L134 229H133L134 232H131V229H130V228L127 229V230L124 228ZM175 231H177V230H175ZM121 232H122V234L124 233L123 231H121ZM135 232H136V233H135ZM180 232H181V231L176 232V233H177L176 235L178 236ZM129 233H130V234H129ZM122 234H121V236H124V235H122ZM131 237H130L129 239H131ZM135 237H134V238H135ZM260 237H261L260 234H258V238H257V236L254 234V236H253V242H255L256 238H257V241H258V240L260 239ZM126 238H127V237H126ZM173 238H174V237H173ZM173 238H172V240H170L171 238L168 239L170 243H171V241H176V240H175L176 238H174V240H173ZM122 239H123V238H121V240H122ZM124 239H125V238H124ZM132 239H133V238H132ZM136 239H138V238L136 237ZM139 239H140V238H139ZM144 240H145V239H144ZM168 240H167V241H168ZM211 240H212V239H209L208 241H206V243H205L206 248H209L210 250H212V252L214 251L213 253H216L217 255H221L222 253L219 254V253L217 252V249H216V247H215L216 245H214V244H213L214 242L211 241ZM250 240L252 241V237H251ZM122 241H125V240H122ZM135 241H137V240H135ZM138 241L141 242L142 240H138ZM257 241H256L255 243H257ZM125 242H126V241H125ZM143 242H145V241H143ZM177 242H178V240H177ZM194 242H195V244H193ZM196 242H197V241H195L194 238H192L189 234L187 235V234H184L183 232H181V234L179 235V242H178V245L176 246L175 249H178L179 247H182V246H190L189 244L195 246V245L198 243V242H197V243H196ZM204 242H205V241H204ZM204 242H203V243H204ZM212 242H213V243H212ZM123 243H124V242H123ZM164 243H166V241H165ZM167 243H168V242H167ZM167 243H166V244H167ZM172 243H173V242H172ZM172 243H171V244H172ZM251 243H252V242H251ZM168 244H169V243H168ZM168 244H167V245H168ZM252 245H253V244H252ZM162 246L165 247V245H162ZM162 246L159 245V247H162ZM200 246H202V245H200ZM157 248H158V246H157ZM224 256H225V255H224ZM156 257H157V256H156ZM150 258L153 259V257H149V259H150ZM157 258H158V257H157ZM218 258H219V259L222 258V259H220L221 262H222V260H225V259H226V258L223 259V257H221V256L218 257ZM147 259H148V258H147ZM158 259H159V261H158ZM158 259H156V260H157V262H159V263H156V261H155V262L152 261V262H154L153 264H155V263H156V264H166V263H167V262L164 263L163 259H162L163 262H162V261L160 262V260H161L160 258H158ZM144 260H145V259H144ZM144 260H143L144 263L142 262V260L139 261V262L145 264L146 260H145V261H144ZM227 260H228V258H227ZM147 261H148V260H147ZM148 262H150V264H152L151 259H150V261H148ZM225 262H226V260H225ZM225 262H224V263H225ZM230 262H232V261H230ZM5 264H6V263H5ZM167 264H168V263H167ZM229 264H232V263H229ZM233 264H235V263H233ZM236 264H237V263H236Z\"/></svg>",
  "mask_w": 264,
  "mask_h": 264
}]
</instances>
